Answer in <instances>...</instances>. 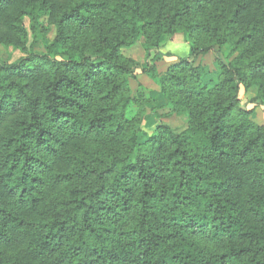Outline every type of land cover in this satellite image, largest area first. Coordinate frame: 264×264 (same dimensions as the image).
Instances as JSON below:
<instances>
[{"label": "trees", "instance_id": "obj_1", "mask_svg": "<svg viewBox=\"0 0 264 264\" xmlns=\"http://www.w3.org/2000/svg\"><path fill=\"white\" fill-rule=\"evenodd\" d=\"M25 7L0 0L23 52L0 58V264H264V126L251 120L264 110V0H72L52 14L43 53L27 52L21 17L34 32L44 6ZM205 8L210 20L195 22ZM103 12L107 30L76 46L74 28ZM176 34L189 54L160 76L152 59ZM140 39L146 68L121 54ZM208 54L219 71L212 87L196 64ZM138 75L187 118L184 131L139 130L142 96L129 86ZM241 89L256 94L242 104ZM88 135L97 154L56 173L66 141ZM60 184L49 204L44 191ZM197 233L223 252L183 244Z\"/></svg>", "mask_w": 264, "mask_h": 264}, {"label": "rangeland", "instance_id": "obj_2", "mask_svg": "<svg viewBox=\"0 0 264 264\" xmlns=\"http://www.w3.org/2000/svg\"><path fill=\"white\" fill-rule=\"evenodd\" d=\"M72 0H37V3H42L45 13L40 21L39 26L35 31H31L30 17H21V26L26 31V50L34 51L37 53H43L45 46L48 45L54 37V20L52 14L56 9L64 7L68 2ZM16 5L21 9L26 10V4L29 0H15ZM213 11L211 9H202L193 12V20L195 22L204 23L210 20ZM214 14V13H213ZM10 16V20H11ZM7 19L4 15L0 14V58L3 60H10V62L16 61L23 56V52L19 51L16 42V36L14 32L10 30L6 25ZM106 12H103L98 16L94 27L87 28L85 30H78L76 27L74 44L76 46L85 45L91 46V44L97 39L100 30L105 31L109 27ZM184 34H176L171 37H165L162 42L161 55H157L152 59V63L157 68L158 74L162 76L167 66L175 60V58L187 57L189 49L185 43ZM194 40L196 44H204L206 37L200 31H196L194 34ZM143 39H140L135 45L130 48H124L121 50V54L124 58L137 62L142 68H146L145 52L143 49ZM196 64H200L204 69L205 76L202 82L207 86L212 87L216 83L219 71L215 61L214 54H208L197 60ZM129 86L133 96H142V104L144 105L145 114L142 117L141 123L138 125L139 130L147 135H150L155 130L158 124L168 126L173 132L181 133L187 127V118L179 114H170L168 107V101L161 97L158 93L157 85L151 81L145 75H138L137 79L130 80ZM256 94V89H250L245 91L241 89L239 99L242 104H245L248 100L253 98ZM251 107V106H249ZM131 113L134 117L137 116L138 107L136 105L130 107ZM170 114V115H169ZM253 123L264 126V110L257 108L251 116ZM3 133V128H0V134ZM98 151V143L96 142L94 135H88L83 138H71L66 141L64 148L62 149V155L59 160L53 161V169L56 173H66L74 168L78 161H90L91 157H94ZM62 185L55 187H49L44 191L46 200L54 202L60 193ZM48 205V204H47ZM45 214V212H44ZM37 217H40L37 215ZM183 244L187 247L193 246L198 250H202L211 255H219L223 251L221 250L222 243L219 240L212 238L207 233H197L191 236H185ZM18 251V248L9 246L5 249L8 254H13Z\"/></svg>", "mask_w": 264, "mask_h": 264}]
</instances>
